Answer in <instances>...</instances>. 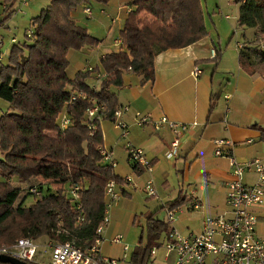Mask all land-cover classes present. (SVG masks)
Instances as JSON below:
<instances>
[{"label":"trees","instance_id":"16d2710c","mask_svg":"<svg viewBox=\"0 0 264 264\" xmlns=\"http://www.w3.org/2000/svg\"><path fill=\"white\" fill-rule=\"evenodd\" d=\"M16 2L0 0V27L16 13ZM109 2L50 0L31 20V37L27 32L24 43L13 45L9 63L0 65V99L9 105L0 116L1 245L25 237L74 242L83 250L95 245L105 220L107 183H127L104 162L99 149L104 145L102 121L113 123L121 108L117 89L124 86V75L133 73L142 77V85L154 84L158 54L188 48L209 35L202 0H127L131 10L118 35L119 49L101 57L99 66L70 78L69 51L103 43L77 23L74 12ZM235 3L240 5L238 26L256 29V39L239 52L240 66L251 72L255 64L264 63V0ZM95 78L102 81L98 86L93 85ZM95 107L98 112L91 119L88 111ZM65 115L71 122L63 130ZM75 186L80 211L70 194ZM33 188L40 194H33ZM189 201L179 196L161 209L174 210ZM156 214L147 215L148 243L140 239L128 264H149L153 248L169 232L168 223ZM41 257L39 251L37 259Z\"/></svg>","mask_w":264,"mask_h":264},{"label":"crops","instance_id":"0c3cea01","mask_svg":"<svg viewBox=\"0 0 264 264\" xmlns=\"http://www.w3.org/2000/svg\"><path fill=\"white\" fill-rule=\"evenodd\" d=\"M120 2L121 0H110L107 6L100 5L101 8L92 18L98 15L95 24H103L104 17L109 21L110 18L115 17L116 22L114 24L110 22L108 27V33L115 34V36L123 28L124 20L131 10L128 2L123 6ZM101 9L105 10L104 14L100 13ZM115 26L116 29H114ZM214 27L218 31L216 23ZM115 39L106 43L100 59L118 50L114 44ZM104 42L103 40L101 46ZM215 44L209 32L206 39L188 48L158 54L156 58L157 79L154 84L142 85V77L133 73L124 75V86L118 88L117 92L119 105L129 107V111H123L122 117L129 127L130 136L128 140L122 139L121 131L112 125L114 130L108 132V139L106 142L104 140V146L115 152L114 159L117 162L115 173L122 179L131 178L132 183L119 188L126 197L121 196L114 209L120 205L122 209L127 207L129 213L131 210L129 199L134 197L133 191L143 189L144 184L152 179L156 189L158 188V194L161 192L160 189H164L162 192L164 197L159 196L158 199L160 201L166 199V203L176 200L179 196L190 199L192 192L196 191L203 205L201 210L197 211L200 213L198 220L201 222L202 217L221 214L228 210L226 184L230 179L229 160L226 157L215 155L214 141L222 139L233 142L234 146L230 149V153L240 162L264 157V63L255 64L252 71L248 72L240 66V51L238 50L234 62L236 68L229 69L225 64L226 56L223 57L221 51L217 50L219 59H211V51L215 49ZM91 66L88 60L87 65L79 71H84ZM196 67L203 71L199 78L192 74ZM228 72H232L233 75L232 79H228L229 84L226 89L228 87L231 89L226 90L224 101L217 103L218 96L214 93V81L217 76ZM190 78L193 81H190ZM227 96L230 97L228 101ZM244 96L251 99L250 103H245ZM256 98H259V101L255 100ZM212 105L214 108L210 112ZM228 108L229 111H227ZM140 112L154 119L167 117L170 121L197 124V127L181 136L178 156L169 158L168 154L175 134L168 126H164L160 131L154 130L151 125L138 127L136 121L137 114ZM249 141L251 143H248ZM127 143L143 149L146 156L154 163L152 174L129 165ZM179 173H181L182 180ZM247 175L244 177L245 182L254 183L255 179L246 180ZM263 205L256 209L260 220L264 217ZM114 213L119 217L120 212L115 210ZM115 236L110 238L104 235L102 237L101 255L121 260L124 254L123 247H121L122 254L116 257L104 248V245L108 244L121 245L111 242ZM120 256L121 259H119ZM38 260L44 262L48 258L41 257Z\"/></svg>","mask_w":264,"mask_h":264},{"label":"built area","instance_id":"2783aa9c","mask_svg":"<svg viewBox=\"0 0 264 264\" xmlns=\"http://www.w3.org/2000/svg\"><path fill=\"white\" fill-rule=\"evenodd\" d=\"M21 6L19 12H22L29 6V0H17ZM100 13H105L102 9ZM84 14L88 18H93L94 10L90 6H84ZM229 18V17H227ZM116 18H110V22L114 24ZM31 31L28 37H31ZM13 43L17 40L13 39ZM114 44L119 49L121 41L115 39ZM2 42H0V48ZM238 48H242L239 46ZM217 51H211V59L217 58ZM0 60L1 53H0ZM91 67H89V70ZM193 76L199 78L203 71L196 67ZM105 77V74L98 75ZM264 95V88H263ZM229 96L226 97L228 101ZM123 111H129V107H121L115 112L113 121L114 127L121 131V137L128 140L130 136L129 127L123 120ZM229 111V108L228 110ZM98 108L95 107L88 111L89 117L92 119L97 115ZM71 120L65 115L62 117L61 126L65 130L70 125ZM136 124L139 127L151 125L154 130L160 131L164 126H168L175 134V139L171 143V149L168 157L175 158L178 156L181 147V136L190 132L197 124H183L170 121L167 117L154 119L152 116H142L137 114ZM248 143H251L249 141ZM215 155L217 157H226L229 160L230 179L226 184L227 187V205L228 210L221 214L202 217L201 228L199 231H192L184 234L170 227L169 232L164 236V240L159 242L158 249L165 251L163 264H264V236L259 233L260 218L257 208L264 204V157L256 158L246 162H240L230 153V149L234 143L229 140H215ZM103 156L104 162L112 168H117V162L114 159L115 152L101 146L99 148ZM229 149V150H228ZM127 160L130 166L138 170L147 171L149 174L154 172V163L146 156L143 149L127 143ZM255 175L254 183L245 182V175ZM126 185L132 183L131 178L126 179ZM121 186L115 181H109L105 191V220L104 224L97 230V239L95 245L83 250L74 242H66L63 244L51 243L50 257L47 261H39L37 259L40 246L36 240L25 237L18 239L12 245L0 246V255L8 256L28 264H120V260L110 259L101 255V244L105 226L109 224L111 212L117 206L121 199ZM125 187V185H124ZM122 187V188H124ZM143 192L148 198H159V194L154 186V181L149 179L143 186ZM125 192V190H124ZM32 193L39 195L37 188L32 189ZM76 209L81 210L79 187L75 186L70 192ZM186 211L194 212L202 208V201L193 191L190 195ZM179 208V207H178ZM178 208L169 210V220L175 223L174 213ZM81 217L78 218L80 222ZM111 242L113 244H123L124 237L122 235L115 236ZM129 247L123 244L122 261H128ZM151 262L149 264H160L157 262L156 247L151 252Z\"/></svg>","mask_w":264,"mask_h":264},{"label":"rangeland","instance_id":"374dc122","mask_svg":"<svg viewBox=\"0 0 264 264\" xmlns=\"http://www.w3.org/2000/svg\"><path fill=\"white\" fill-rule=\"evenodd\" d=\"M236 0H202L203 11L205 14L206 25L208 31L211 36L215 40L214 48L216 51H221L222 56H226V67L229 69H235L236 65L235 57L238 55V50L241 51L244 49L245 45H249L252 40L256 39V29L253 28H242L239 27L237 21L240 15V5L235 3ZM127 0H121V5L123 6ZM110 3V2H109ZM50 4V0H29V6L26 7L22 12H19L21 6L18 2L15 3L16 13L13 15L12 19L5 23L3 27H0V42H2V46L0 48L1 59L0 65H7L9 63V54L13 47V45L21 44L26 41V33L30 30H33L31 26V20L35 18L39 13L45 9ZM107 6V5H106ZM94 10L97 12L101 6L100 4H93ZM105 8V7H104ZM3 5L0 8V13L3 12ZM106 9V8H105ZM107 10V9H106ZM108 11V10H107ZM109 12V11H108ZM216 12V13H215ZM110 13V12H109ZM229 17V18H227ZM98 18V15L90 20L84 14V6L80 7L75 11V19L77 23L88 29V31L96 38L100 40H104V44L95 49H81L75 50L72 49L69 51L68 59H69V68L68 75L70 78H74L76 74L79 72L81 68L87 65L88 60L91 63V67L95 68L97 62L100 59L101 54L104 52L103 48L106 43L110 42L111 39L118 38L119 33L115 36L108 33V27L110 21L107 18H103V24H95V19ZM120 20V19H119ZM90 22V24H88ZM214 23L218 26V31L215 30ZM124 24V23H123ZM96 26V27H95ZM116 29V26L115 28ZM209 36V35H208ZM16 39L17 42L13 43L12 40ZM239 46H243L242 48H238ZM88 67L86 68V70ZM232 72L224 73L223 75H219L216 77L215 82V90L217 100L216 102L224 101V94L227 91H230L231 87L226 89V86L229 84L228 79H232ZM228 77V78H227ZM96 79V78H95ZM190 81H193L190 78ZM102 82L101 80L96 79V82L93 83V79L89 81V83H93V85L98 86ZM227 90V91H226ZM264 96V95H263ZM255 100L259 101V98ZM245 103H250L251 99L247 96H244ZM8 103L4 102L0 99V116L2 112H6L8 110ZM142 116H148V114L140 112ZM113 123L110 121L103 120L101 123V129L103 132L104 140L108 139L107 135L110 130L113 129ZM137 125V124H136ZM138 126V125H137ZM139 127V126H138ZM143 128V127H140ZM150 130V129H149ZM115 139V138H113ZM122 154V152H121ZM116 170V169H115ZM181 179V173H179ZM255 179L254 174H248L246 176V180L252 181ZM182 180V179H181ZM155 186V183H154ZM156 188V186H155ZM158 189V188H157ZM156 189V190H157ZM198 189L201 187L198 185ZM159 196L164 197V189H160ZM198 190V191H199ZM159 191V190H158ZM201 191V190H200ZM134 192V197L130 198L131 210L129 213L127 212V207L120 208V205L111 212V217L109 224L105 226L103 236L108 235L110 238L117 234H121L124 237V246L127 245L129 247L128 255H131L135 248L140 244V239H143L142 244L146 245L148 243V235L146 230L147 223V215L150 213H156V217L160 220H163L168 223L169 227H176L177 230L184 234H188L191 231H199L201 228V222L198 220L200 213L197 211L188 212L186 208L188 204H185L179 207L174 213L175 223L170 222L168 214L169 210L167 208L161 209L165 205V200L160 201L158 198H148L147 195L141 189H137ZM185 193V192H183ZM186 195V194H184ZM126 197V195H122ZM29 203L33 202V199L30 198L28 200ZM264 207V205H263ZM115 210L119 213V217L115 216ZM201 219V218H200ZM260 233L264 235V217L260 220ZM262 231V232H261ZM164 240V236L161 238V242ZM159 241V242H160ZM37 242L40 246L41 252L44 255V258L47 259L50 254L49 244L54 243L48 238H40L37 239ZM121 245H104V248L108 249V252L112 253L114 257L122 254ZM0 246H2L0 244ZM157 251V262L160 264L166 263L164 261L165 251L163 249H158ZM121 259V256L120 258ZM120 264H128L127 261L120 260Z\"/></svg>","mask_w":264,"mask_h":264},{"label":"water","instance_id":"95a60500","mask_svg":"<svg viewBox=\"0 0 264 264\" xmlns=\"http://www.w3.org/2000/svg\"><path fill=\"white\" fill-rule=\"evenodd\" d=\"M0 264H28V263L8 256L0 255Z\"/></svg>","mask_w":264,"mask_h":264}]
</instances>
